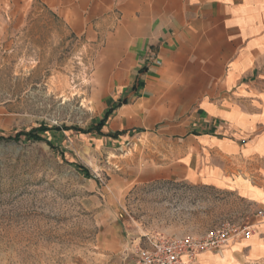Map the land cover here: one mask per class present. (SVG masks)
Wrapping results in <instances>:
<instances>
[{"label": "rangeland", "instance_id": "obj_1", "mask_svg": "<svg viewBox=\"0 0 264 264\" xmlns=\"http://www.w3.org/2000/svg\"><path fill=\"white\" fill-rule=\"evenodd\" d=\"M117 4L85 22L68 0H0V136L46 128L0 139V264H135L155 234L252 228L263 211L230 188L147 178L145 133L119 136L109 118L84 131L132 98L135 18ZM218 251L192 264H238Z\"/></svg>", "mask_w": 264, "mask_h": 264}, {"label": "crops", "instance_id": "obj_2", "mask_svg": "<svg viewBox=\"0 0 264 264\" xmlns=\"http://www.w3.org/2000/svg\"><path fill=\"white\" fill-rule=\"evenodd\" d=\"M116 1L135 18L134 87L108 128L147 135V178L226 187L257 203L249 250L230 240L218 251L245 264L264 251V0H68L63 9L87 22ZM203 253L198 262L215 259Z\"/></svg>", "mask_w": 264, "mask_h": 264}, {"label": "built area", "instance_id": "obj_3", "mask_svg": "<svg viewBox=\"0 0 264 264\" xmlns=\"http://www.w3.org/2000/svg\"><path fill=\"white\" fill-rule=\"evenodd\" d=\"M251 234L250 226L228 224L202 235L155 234L148 239V247L137 248L135 264H192L200 253L221 250L234 237L247 238Z\"/></svg>", "mask_w": 264, "mask_h": 264}, {"label": "trees", "instance_id": "obj_4", "mask_svg": "<svg viewBox=\"0 0 264 264\" xmlns=\"http://www.w3.org/2000/svg\"><path fill=\"white\" fill-rule=\"evenodd\" d=\"M122 103H125V101H123V102H118V104L116 105V106H118V105H121ZM113 109L114 108H109L106 112H105V114H104V116L102 117V119L101 120H99L95 125H93V126H91L88 130H84L85 132H90V131H96L97 133H100V129H101V127L105 124V122H106V120L109 118V116L111 115V113H112V111H113ZM44 129H46V128H44V127H42V128H37V129H35V130H30V131H28V132H19V133H16L13 137H6V138H4V137H2V136H0V139H18L19 137H20V135H24V136H26V137H28V138H32V139H41L40 138V136L37 134V130H44ZM111 135V134H110ZM112 135H117L116 133H113ZM81 167V166H80ZM81 169H83L82 167H81ZM84 170V169H83Z\"/></svg>", "mask_w": 264, "mask_h": 264}]
</instances>
